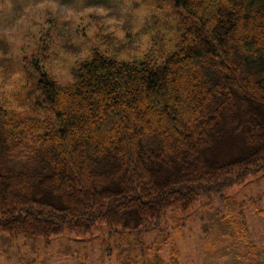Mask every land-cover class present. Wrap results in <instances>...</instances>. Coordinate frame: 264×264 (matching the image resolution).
Returning a JSON list of instances; mask_svg holds the SVG:
<instances>
[{
	"label": "trees",
	"instance_id": "obj_1",
	"mask_svg": "<svg viewBox=\"0 0 264 264\" xmlns=\"http://www.w3.org/2000/svg\"><path fill=\"white\" fill-rule=\"evenodd\" d=\"M75 1L0 0V233L134 231L264 172V0H142L159 25L141 30L172 26L176 49L90 52L65 81L46 61L72 43L58 7ZM32 9L44 19L21 25ZM15 74L28 108L3 101Z\"/></svg>",
	"mask_w": 264,
	"mask_h": 264
},
{
	"label": "rangeland",
	"instance_id": "obj_2",
	"mask_svg": "<svg viewBox=\"0 0 264 264\" xmlns=\"http://www.w3.org/2000/svg\"><path fill=\"white\" fill-rule=\"evenodd\" d=\"M110 1L85 6L84 0H76L75 5L58 7L69 20L72 43L57 47L46 61L53 76L69 80L76 61L90 52L116 61L147 57L160 62L176 49L172 26L141 30L146 22L159 25L154 19L156 8L142 0ZM44 16L32 9L20 14L19 22L27 25ZM168 20L174 23V17ZM15 40L18 46L22 43L20 37ZM6 79L10 89L2 95L3 101L13 103L15 92L19 96L15 102L32 105L33 93L27 97L25 88L18 86L20 75L5 76L3 86ZM34 79L31 73L29 81ZM0 264H264V172L220 195L200 199L186 211H168L134 231L99 222L88 232L64 231L47 239L0 233Z\"/></svg>",
	"mask_w": 264,
	"mask_h": 264
}]
</instances>
